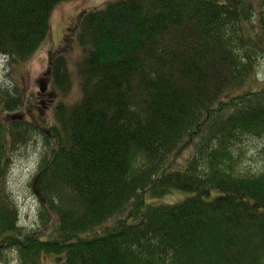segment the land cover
I'll return each mask as SVG.
<instances>
[{"label": "trees", "instance_id": "1", "mask_svg": "<svg viewBox=\"0 0 264 264\" xmlns=\"http://www.w3.org/2000/svg\"><path fill=\"white\" fill-rule=\"evenodd\" d=\"M65 1L0 0V56L29 60ZM76 35L80 97L40 130L55 145L29 183L56 235L23 230L3 191L9 151L37 124L0 122V262L264 264V172L236 174L231 149L264 136V85L246 89L264 61V0H113L83 14ZM66 63L52 58L45 75L61 95L73 86ZM176 190L190 196L147 203Z\"/></svg>", "mask_w": 264, "mask_h": 264}, {"label": "rangeland", "instance_id": "2", "mask_svg": "<svg viewBox=\"0 0 264 264\" xmlns=\"http://www.w3.org/2000/svg\"><path fill=\"white\" fill-rule=\"evenodd\" d=\"M113 0H69L59 3L53 10L51 16V33L39 50L32 54V57L25 61L10 62L0 56V89L5 90L0 93V122L10 126L14 120L31 121L37 124L38 131L34 134L27 132L20 145L11 148L9 151V169L4 181V192L8 198L14 202L19 210V226L23 230L31 231L35 236L44 239L53 238L56 235V216L44 210L39 212L40 204L33 195L29 183L36 172V168L43 156L51 154L55 142L46 141L41 134L48 131L47 127L54 122V108L60 102L70 104L80 97L79 62L83 57V50L77 42L76 26L80 17L95 9L103 8ZM259 2V0H254ZM63 55L67 61L69 74L72 78V90L61 95L55 92L50 79L47 82V92L40 93V80L49 71V64L52 58ZM255 76L246 85V89L260 88L264 85V61L261 59ZM53 92V97H49ZM50 93V94H49ZM55 94V96H54ZM57 94V95H56ZM7 96L17 98L18 103L22 101L26 104V109L20 104L7 111L3 106ZM53 99V101H52ZM47 134V133H46ZM30 137V138H29ZM232 152L235 158L233 169L240 175H257L264 172V136L245 137L234 144ZM195 150L194 145L185 147L173 158L172 167L183 169L186 161L190 159ZM190 196L189 193L176 190L163 197L148 198V204H174ZM47 215L49 218H47ZM122 216V215H120ZM120 216L111 218L108 223H113ZM5 263L16 264V254L6 253ZM41 264H61L55 256H44Z\"/></svg>", "mask_w": 264, "mask_h": 264}, {"label": "flooded vegetation", "instance_id": "3", "mask_svg": "<svg viewBox=\"0 0 264 264\" xmlns=\"http://www.w3.org/2000/svg\"><path fill=\"white\" fill-rule=\"evenodd\" d=\"M46 78L45 77H43V78H41V80H40V83H41V86L43 87V88H45V86H46ZM46 92H44L43 94H45ZM49 97H51L50 95H48Z\"/></svg>", "mask_w": 264, "mask_h": 264}]
</instances>
